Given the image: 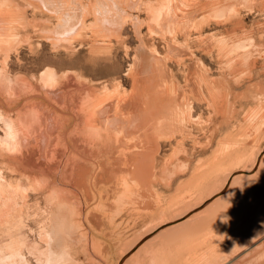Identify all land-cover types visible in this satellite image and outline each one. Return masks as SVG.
<instances>
[{
    "label": "rangeland",
    "instance_id": "obj_1",
    "mask_svg": "<svg viewBox=\"0 0 264 264\" xmlns=\"http://www.w3.org/2000/svg\"><path fill=\"white\" fill-rule=\"evenodd\" d=\"M59 2L60 12L45 0H0V264H113L118 259L120 263L152 228L210 199L238 171L246 176L229 187L231 180L211 206L184 225L161 232L121 264H144L169 237L190 232H198L199 253L205 251L206 239L208 244L213 240L208 264H264V159L259 160L264 154V0ZM79 6L80 15L89 14L84 28L57 32L64 13L74 16ZM107 19L115 21L113 26ZM199 20L201 30L196 29ZM138 29L146 47L156 50V58H165L178 89H187V77L201 86L200 70L205 69L211 86V93L190 104L188 119L155 137L150 144L153 156L145 160L151 165L148 172L136 169L135 160L117 162L113 157L119 152L105 161L84 156L81 165L90 171L87 180L92 186L84 191L82 186L73 187L70 179L60 181L56 168L65 156L43 162L38 158L42 146L36 143L31 155L22 152V159L21 138L31 143L35 138V102L61 113L54 98L45 101L42 95L64 90L42 79V73L54 72L59 82L70 79L96 89V94L113 90L118 83L130 91L132 81L126 73L140 44ZM118 30V40L104 36ZM95 44L108 46L97 52ZM86 91L78 92L84 96ZM5 120L14 125L8 141L1 140L8 130ZM71 128L66 126L67 131ZM44 163L50 167L49 175L35 168ZM69 174L68 178H77L75 171L74 176ZM45 181L73 192V206H54L57 188H46ZM54 222H61L60 231L53 230ZM4 224L9 227L6 232ZM17 241L24 243L23 248L4 250ZM33 245L36 250L29 252ZM60 252L67 256L58 257ZM199 264H206L205 259L199 258Z\"/></svg>",
    "mask_w": 264,
    "mask_h": 264
},
{
    "label": "bare ground",
    "instance_id": "obj_2",
    "mask_svg": "<svg viewBox=\"0 0 264 264\" xmlns=\"http://www.w3.org/2000/svg\"><path fill=\"white\" fill-rule=\"evenodd\" d=\"M45 2L47 3L49 7L56 9L58 12H60L63 8L61 4L62 2L60 3L59 0H45ZM78 11L75 12L76 14L74 16L70 15L69 13H64L65 17L62 18V21L56 25V31L59 33H62L64 31H70L71 28L73 29L76 28L77 30L84 28L85 20L89 15L88 11H86L83 15H80V12L83 13L81 6H79ZM164 20L166 22V19ZM107 22L109 26H113V23H115V21H112V20L110 21L109 19H107ZM165 22L161 21L162 24ZM172 24L174 25L173 21H172ZM188 26H190V24ZM162 27L163 26L161 25L160 29L163 30ZM168 28L169 26L167 24V29ZM180 28L183 29V26H180ZM202 28H203V21L199 20L196 23V29L201 30ZM119 30L104 32L105 33L104 36H108L109 38L114 37L118 40L120 38ZM162 30L160 31L162 32ZM165 31H166V28H165ZM49 32L50 30L48 31V33ZM137 34L139 35V38H140V44L136 47V50L134 53V57H133L134 64L128 69L126 73L128 77L130 78V80L132 81V88L130 91L122 90L121 85L118 83L116 84V87L113 90H109L108 88H106L104 93L96 94L95 93L96 89H90L88 87H83V86L75 84V82L71 83L70 79H68L67 82H63V83L59 82L60 79L59 77H56L54 72L44 71L42 73L41 75L42 79L45 78V80L49 82H53L55 85L56 84L59 85L58 87L60 90L61 89L64 90V91H56V93L55 91L50 92L51 94L45 93L44 95H42V98L45 101L46 100L51 101V98H54V101L56 100L55 105L59 108L58 111H60L61 113H56L55 111L53 112L49 110L46 106L40 104V101L35 102L34 109L36 110V118H38V121H37L38 124H36V127L33 130V132L35 133V138L32 143L29 142L28 139L24 135H23L24 137L21 138L19 142V147H20L19 150L21 152L20 157L22 159L24 157L22 152L26 151L25 156L26 155L29 156V154L31 153V150L34 149L36 143L37 144L39 143L42 146V148L40 147L38 148L40 152L37 149L35 150L39 152L38 158H41L43 162L53 161L58 156H61V159H62L63 156H65V158H63V161L65 160V162L62 161L63 163H60L58 161L59 164L56 168V169H60V172H61L59 174L60 181L66 182L68 179H70V183L73 187L77 189L78 187L80 188V186H82L83 189L85 188L84 191H88L91 185L90 183H88L89 180H87V174L90 171L88 172L86 170L85 165H81L82 158L84 156L85 157L88 156L89 158H93V159L98 158V159H101L100 161L102 160L105 161L106 158H111L112 156H114L116 152H119L117 157H113L114 159H116L117 162L125 163L127 161L135 160L137 161L135 162L136 169L138 168L140 170H145V172L147 170L148 172L151 165L148 161L145 162V160L149 158V157L146 158V156H151V158L153 156L152 155L153 150L152 151L150 150V144L153 143V141H155L154 140L155 137H157L160 131L163 132L165 130H170V129L172 130L180 120L188 119L189 112L191 110L190 104L194 100L198 99L200 96L205 98L206 94L211 93L210 92L211 86H210L207 74L205 72L206 71L205 69L204 71L200 70L201 78L199 79L201 80V82L199 81V85L201 86L196 85V82H195L196 80L192 81L190 80L189 77H187L186 78L187 79L186 80L187 89L184 92L178 89L179 83L175 77V74L172 72V70L167 68L169 66H167L166 64L167 62L165 58L164 59L156 58V55H155L156 50L153 52V48L152 50H150L149 48L146 47L144 39L141 38L140 36L139 29L137 31ZM162 35H165V33ZM185 37L189 39L190 33L186 32ZM170 44L172 45V43ZM107 46L108 45L106 44L96 45L97 52L102 51L101 49L106 48ZM168 49L169 48H167V51ZM186 50L188 51V49ZM174 52H177V50ZM70 85L71 86L74 85L75 88H72V89L68 88ZM43 87L44 86H42V88ZM53 89L55 90L56 88H53ZM75 89H77V92ZM80 90H87L84 96H82L81 93L78 92ZM22 110L23 109H21V111ZM20 112H18L19 113L18 116H20L21 114ZM5 121L7 122L6 127L8 130L5 133V137L1 139L2 141H8L9 138L12 136V134H10L9 132L12 131V129H14V125L12 124L11 120L9 121L5 120ZM20 122L21 121H19V123ZM21 124H23V122H21ZM68 124H71L72 126V128L69 131L66 130V126ZM57 125H58V128H56L57 130H55V126L57 127ZM22 126L25 127V124ZM176 129L177 128H175V130ZM47 134L49 136H47ZM38 136L40 137L41 140L38 138ZM155 143L157 145L156 147L157 149L158 142H155ZM152 149H154V151L156 152L155 147ZM33 154L34 153H32V155ZM84 159L86 160V158ZM262 159H264V154H263V157H260V160ZM128 163H132V162H128ZM54 164H57V163H54ZM54 164L52 165L54 166ZM34 165L36 166L35 163ZM43 166L42 167L37 166L35 168L36 170L40 169L42 174L49 175L50 173H46V170L49 172L50 167L49 168L46 167V164L44 167ZM104 168L106 167H103V170ZM74 171H75L74 175L77 176V178H74V179L71 177L68 178V173L71 174V173H74ZM105 171L106 170L102 172L104 175L106 173ZM145 172H143L144 174L143 173L142 174L146 177ZM102 173H100L101 174L100 177H103ZM74 175L71 174V176H74ZM244 176H246V174L243 171H239L236 175L231 176L226 186L225 184L228 178L225 179L223 183V186H225L224 187L225 191L227 190L228 184L230 183L231 180L232 181L229 187L232 185L233 182L243 178ZM97 177H98V173H97ZM141 178L142 176L140 177V179ZM71 179L73 180L71 181ZM45 183H46L45 184L46 188L50 189L55 186H56L55 188H57V185L50 184L49 181L48 182L45 181ZM18 185H19V188H21V185L19 183ZM57 189H56L57 198H56V202L53 205L58 206V207L73 206V201H72L73 192L67 189L64 190L63 188H60V187H58ZM225 191L222 190L219 193H216L213 197H210V199L204 202H201V204L196 206V208L194 207V209H190L189 211L185 209L183 212L179 213L178 216L171 219L170 221L162 222L160 224L162 226H160L158 229H156V227L152 228V230L150 231L151 234L144 237L140 241H136L138 242L136 243L138 247H136L135 245L134 249L132 250L133 252L129 256H127L126 259H125L126 257L125 256L119 264H121L124 259L126 261L128 258H130L135 252H137L140 249L141 246L146 244L152 238L159 235L161 232L175 229L177 227L184 225L188 221H190L194 216L200 214L207 207L211 206L213 202H215L218 198H221L226 193ZM23 192H25V190ZM89 193L90 192H88V194ZM88 194L86 195L88 196ZM10 219L11 218L6 215V220L10 221ZM60 221L63 222L64 218L61 220V217H60ZM61 222H57V223H61ZM57 223L54 222L53 230H59L58 227L62 225V224H57ZM4 226L6 227L5 229H3V231L4 232L8 231L9 227L6 224L1 225V227H4ZM45 235L50 236L46 232H45ZM16 245L21 249L23 248L24 243L22 241L11 242L7 247L4 248V250L12 251L14 246ZM48 249L51 250V247H49ZM34 250H36L35 245H33V248L30 249L29 252H34ZM64 256H67V253L60 252L58 254V257L60 258Z\"/></svg>",
    "mask_w": 264,
    "mask_h": 264
},
{
    "label": "crops",
    "instance_id": "obj_3",
    "mask_svg": "<svg viewBox=\"0 0 264 264\" xmlns=\"http://www.w3.org/2000/svg\"><path fill=\"white\" fill-rule=\"evenodd\" d=\"M198 233V232H197ZM196 232L185 233L179 236H171L157 249L144 264H199V258L205 259L208 264V249L213 251V240L205 245V251L199 253L198 234ZM207 238V237H206ZM211 261H213L211 256ZM119 259L113 261L118 264ZM212 264V262H211Z\"/></svg>",
    "mask_w": 264,
    "mask_h": 264
},
{
    "label": "water",
    "instance_id": "obj_4",
    "mask_svg": "<svg viewBox=\"0 0 264 264\" xmlns=\"http://www.w3.org/2000/svg\"><path fill=\"white\" fill-rule=\"evenodd\" d=\"M263 152H264V151H263ZM259 160H260V158H259ZM259 160H258V161H259ZM257 165H258V163L256 164L255 167H257ZM255 167H254V169H253L252 171H254V170L256 169ZM238 172H239V171H238ZM238 172H235V173L233 174V176L236 175ZM223 191H225V189H223Z\"/></svg>",
    "mask_w": 264,
    "mask_h": 264
}]
</instances>
